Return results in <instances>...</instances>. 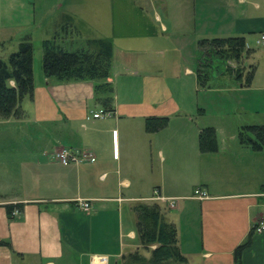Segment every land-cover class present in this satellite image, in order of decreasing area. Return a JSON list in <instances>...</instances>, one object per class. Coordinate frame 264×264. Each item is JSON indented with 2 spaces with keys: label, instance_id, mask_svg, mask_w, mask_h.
I'll list each match as a JSON object with an SVG mask.
<instances>
[{
  "label": "crops",
  "instance_id": "obj_1",
  "mask_svg": "<svg viewBox=\"0 0 264 264\" xmlns=\"http://www.w3.org/2000/svg\"><path fill=\"white\" fill-rule=\"evenodd\" d=\"M128 1L134 6L118 8L125 18L114 13L116 5H106L100 34L86 37L112 39L108 78L60 80L40 73L22 113L0 118L7 128L0 133V240L9 243L0 244V264H122L123 255L142 248L134 206L156 188L177 198L175 208L159 202L178 228L184 264H236L234 251L252 232L242 264H264V230H255L264 222V149L241 144L237 129L213 125L218 149L201 151L198 136L207 125L198 126L185 99L212 87V71L202 81L199 69L207 61L210 66L212 56L200 40L213 37L245 35L251 52L244 62L256 69L252 82L238 80V87L264 89V79L254 83L264 65V47H256L264 45V12L250 14L251 5L264 9V0ZM25 4L0 0V44L15 29L19 42L31 39V22L14 19ZM64 14L71 24L82 18L79 5H66ZM95 16L89 12L83 20L95 27ZM170 78L177 79L174 86ZM107 81L112 91L100 95H111L112 102L95 90ZM120 89L137 93L122 96ZM102 108L112 114L94 116ZM148 116H168V123L148 131ZM63 146L96 158L64 164L54 155ZM197 186L207 198L194 197ZM83 200L90 203L87 211Z\"/></svg>",
  "mask_w": 264,
  "mask_h": 264
},
{
  "label": "trees",
  "instance_id": "obj_2",
  "mask_svg": "<svg viewBox=\"0 0 264 264\" xmlns=\"http://www.w3.org/2000/svg\"><path fill=\"white\" fill-rule=\"evenodd\" d=\"M70 21V18L68 17ZM71 24V21L69 22ZM59 34L45 38L42 42V68L46 76L60 80L106 79L110 75L113 56V41L110 37H94L87 40V47L69 49L60 40ZM200 45L218 59H234L238 66L235 77L250 84L255 75V64L242 65L249 55L245 35H229L201 39ZM215 58V57H214ZM34 45L29 37L22 39L16 50L4 58L0 56V118L20 115L24 98H33L35 93ZM208 62V61H207ZM199 69L200 79H208L209 64ZM95 90L102 101L112 102V96H101L112 91L110 82L97 83ZM168 116H148L145 127L148 131L163 128ZM241 144L254 150L264 149V123L244 124L239 128ZM199 148L203 152L218 149L217 130L213 125L202 128ZM160 202H139L134 206L137 216L138 237L142 248L122 256V264H184L188 261L179 243L178 228L167 217L166 206ZM11 215L14 206L10 205ZM253 232L234 251L236 264H242V252L252 242ZM0 244H8L0 240Z\"/></svg>",
  "mask_w": 264,
  "mask_h": 264
},
{
  "label": "rangeland",
  "instance_id": "obj_3",
  "mask_svg": "<svg viewBox=\"0 0 264 264\" xmlns=\"http://www.w3.org/2000/svg\"><path fill=\"white\" fill-rule=\"evenodd\" d=\"M24 1L26 3L25 5L28 6L18 8V10H16L14 13V19L23 17L29 22H31L27 26L28 28L31 27V29H29V32H32L31 41L34 45L33 61L35 76H39L40 73H43L42 42L45 38H52L55 34H59L60 36H63L60 37V40H67L66 44L68 45L69 49L75 50L76 48L82 46L87 47L86 37L88 35L94 36L96 32L98 33L97 28H101L100 26H103L101 25L102 23L106 24V17L103 16V13L106 9V5H116V11H114V13H119L122 18H125L126 12L120 13L118 11L119 5H122L124 8L134 6L128 0ZM29 5L31 6L29 7ZM66 5H79L80 14L82 16V18H79V23H69L70 21L67 17H65L64 14L66 12ZM252 7L253 6L251 5L250 14H259L264 12L263 8L261 9V11H258L257 8ZM89 12H95L96 14L95 19L97 20L95 21H97L98 24L95 27L88 24L87 21L83 20V18H87V14ZM127 15L131 17H139V12L136 10H128ZM109 21H107V24ZM17 30L18 29H15V31L7 33V39L0 44V56L3 55V57L6 58L10 52L18 48V42L20 39L19 34L16 32ZM262 46L264 47V45H262L261 43H258L256 45L257 52H259V48ZM255 55L256 54L253 53L251 57L252 62L254 63H256L258 60V58L256 60ZM207 59L210 62L209 71H212V77L209 80V84H212V87L198 90V93L196 92L197 94L185 97L186 102L188 101L189 104H193L194 106V111H192V113L196 117V122L198 126L211 124L216 126H224L228 130H239V128L243 124L253 122L261 123V121L264 120V89H255V87L241 89V87H238L243 81H238V79L235 77L234 70H232L239 65L238 62H236L234 59H218L217 55H212ZM244 61L242 63L243 66L246 64V62ZM259 69L260 70L257 71L256 74L257 79L254 80V83L257 85L262 84L263 82L264 65ZM192 77L193 76H191V80ZM121 79L122 86H124L125 84L128 85L127 79ZM169 81L171 85L174 86L175 84L173 82H177V79L170 78ZM186 81H189V77H186ZM174 92H176L177 94L176 90ZM119 93L122 94V96H124V94L125 96H135L137 90L127 91L125 89H120ZM196 99L197 102L195 103ZM4 129L7 128L3 127V125L0 124V133H2ZM11 139V136H9V140ZM0 145H2L1 140ZM154 195L147 198L146 201L159 202L158 200L152 199ZM160 195L163 196L162 194ZM161 202H165L166 204H168V201ZM187 230L188 226L185 224L184 232H187Z\"/></svg>",
  "mask_w": 264,
  "mask_h": 264
},
{
  "label": "built area",
  "instance_id": "obj_4",
  "mask_svg": "<svg viewBox=\"0 0 264 264\" xmlns=\"http://www.w3.org/2000/svg\"><path fill=\"white\" fill-rule=\"evenodd\" d=\"M261 39H264V31L261 34ZM112 110L107 109V108H102L99 111L94 112V116H106V115H111ZM56 158L60 160V162L64 164H69L72 162H80L82 160L90 159V160H95V156L89 153L87 150L83 149H76V148H70V147H61L56 152L54 153ZM194 197L198 199H205L208 197V193L205 189H203L201 186H197L194 189ZM153 200H158V201H168V207L169 208H174L176 207V202L177 198L174 197H166V196H161L159 194V190L155 189V195L152 197ZM81 206L83 209L88 210L90 208V203L88 201H82ZM256 232H262L264 230V222H260L256 228ZM101 262H104L105 258L99 257Z\"/></svg>",
  "mask_w": 264,
  "mask_h": 264
}]
</instances>
